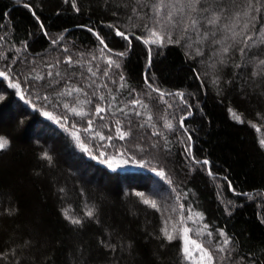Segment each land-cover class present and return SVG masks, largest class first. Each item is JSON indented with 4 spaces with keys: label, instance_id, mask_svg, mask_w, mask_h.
Masks as SVG:
<instances>
[{
    "label": "trees",
    "instance_id": "16d2710c",
    "mask_svg": "<svg viewBox=\"0 0 264 264\" xmlns=\"http://www.w3.org/2000/svg\"><path fill=\"white\" fill-rule=\"evenodd\" d=\"M153 2L0 0V71L8 77H0V135L9 140L0 151V264H192L183 257L181 233L174 231L168 241L161 232L166 221L169 231L179 229L176 221L182 218L196 231L208 225L204 235H189L212 249L222 243L217 230L230 237L226 251L216 253L225 257L218 264H264V150L258 144L264 138V119L258 116L264 115V66L258 64L264 45L258 42L241 53L243 36H237L240 43L225 42L232 45L227 55L216 54L222 45L213 39L227 33L197 43L194 33L182 35L179 29L172 30L179 44L146 45L143 25L151 23ZM205 3L210 10L223 6L229 19L222 23H232L231 13L245 0ZM256 15L258 29L264 9ZM244 22L241 18L237 32ZM117 30L128 39L117 36ZM96 34L111 52L102 51ZM248 34L257 37L255 29ZM69 57L71 65L65 62ZM107 57L120 67L104 76ZM146 77L153 87L183 93L184 99L166 95L161 100ZM69 85L84 90L80 100H92L83 106L89 116L80 118L63 107L77 97L60 94ZM133 99L148 108H132ZM97 104H111L104 120L92 115ZM46 111L56 119L44 116ZM135 111L143 114L135 116ZM148 115L151 123L141 128ZM89 117L93 130L106 136H116L117 119L131 135L93 139L91 131H82ZM166 121L171 130L164 127ZM74 131L89 152L81 150ZM102 144L111 146L98 148ZM44 152L51 161L41 159ZM100 152L114 160L112 167L102 162ZM204 160L208 164L196 163ZM161 168L165 179L153 171ZM137 192L158 208L145 205ZM85 204L95 206V219L84 215ZM189 210L194 223L186 220ZM65 211L79 216L82 225L65 220Z\"/></svg>",
    "mask_w": 264,
    "mask_h": 264
},
{
    "label": "snow or ice",
    "instance_id": "6c2138e0",
    "mask_svg": "<svg viewBox=\"0 0 264 264\" xmlns=\"http://www.w3.org/2000/svg\"><path fill=\"white\" fill-rule=\"evenodd\" d=\"M25 7H28L26 4ZM239 7V6H238ZM264 9V5L261 4V0H245V4L242 9L235 11L231 13V20L232 23H222V21L229 19V14L225 12L224 7L220 6L219 9H209L207 4L205 3V0H154V2L151 4V11L152 16L149 17V20L151 23H145L143 25V30L146 31L147 37L144 39V43L146 45L148 44H157V45H163L166 42H173L179 44L181 40L179 38H174L172 35L173 29H179L183 34L187 33H194L198 39L197 43L200 42L202 39H208L210 37L215 38L217 36V32L227 33L228 35L222 36L220 39H213V43L222 45L216 54H223L227 55L229 52V48L232 46L230 44H226L225 42L228 40H232L234 43H240V41L236 40L237 36H243V44L245 45L244 48H240L241 53H245L246 48H252L256 47L257 43L264 45V18H261V23L259 28L257 29V13H260ZM244 18L245 22L242 26L241 31L237 32L235 29L239 25L240 19ZM255 29L257 31V37H254L252 35H249L248 32L250 30ZM91 31V29H89ZM117 36L123 37L125 40L128 39V36L125 35L124 32L117 30L115 33ZM97 40H99V43L104 46L103 50H108L111 52V49H108L107 44L103 38L99 34H96ZM139 38V37H138ZM192 37L189 36V39ZM2 39V37H0ZM251 41V44L249 42ZM55 43V41H53ZM191 45H189L190 47ZM197 54L199 53V50H197ZM116 56H124L125 53H114ZM95 58V57H94ZM67 64L71 65L74 63V61L71 59V57L68 58L67 61H65ZM105 63L107 67L103 70V75L108 76L109 69L113 68H119L120 64L113 60L111 57L105 58ZM151 63V50L149 51V65ZM220 64L224 63L223 58L219 61ZM258 64L261 66H264V59H260L258 61ZM99 67V66H97ZM237 67H240V65H237ZM88 71L95 76L96 72L92 70L91 67H89ZM254 76L257 75L256 72L252 73ZM48 76H52V73L49 72L47 74ZM57 76H60L61 74L59 72L56 73ZM0 77H3L7 79V75L4 71H0ZM40 76H35L33 79H41ZM71 77L69 76V79ZM120 79L123 80V74H120ZM93 84H95V81H92ZM145 83L148 85V88L151 89L153 92H157L161 100L166 95H176L179 96L181 100L184 99L183 93H165L163 91H160L159 89L153 87L151 83H148L147 77L145 78ZM11 87L16 88L19 90L20 85L17 83H13ZM99 87V86H98ZM104 87H107L106 85ZM123 87V85H122ZM84 90L82 88H78L75 85H69L66 86V91L60 93L61 95H65L68 97H72L73 94H77V97L75 99V102L73 105H69L68 103L63 104V107L68 110L71 114H74L80 118H84L86 116H89V113L84 110L85 104H91V99H85L80 100L79 94L82 93ZM86 95V94H85ZM93 96H96V93H93ZM23 99V96L21 97ZM100 101L105 100V97L103 95H100L97 97ZM2 99V97H0ZM47 99V97H45ZM112 99H115V97H112ZM130 104L132 105V108H135L137 105H140L141 108L147 109L148 105L144 103L143 101L139 99H133L130 101ZM171 107V105H169ZM111 104H109L108 108H105L101 104H97L94 108V112L92 115L95 117H98L100 120H104L105 117L103 113L106 111H110ZM117 111L123 113L125 116L129 115L128 112H125L123 108H118ZM231 115L237 122H242L241 116L238 115L235 111L232 109H229ZM143 113L141 111H135V116H141ZM190 114V113H189ZM44 116L48 117L49 119H56L50 112H44ZM261 119H264V115H260ZM151 115H148L145 122L140 124V127H145L146 124L151 123ZM185 117H181L180 125L181 127L184 126L183 121ZM63 121L67 123V117H63ZM121 121L117 119L113 125L115 128L116 136L113 137V135H104L98 130H93V124L94 121L91 117L87 120V127L82 129L84 132H92L93 133V139L99 138L100 141H111L114 138L125 140L131 135L130 130H125L121 127ZM106 126V125H103ZM73 129L76 128L75 123L71 125ZM164 127L171 130L173 125L171 122L166 121L164 124ZM255 127V125H253ZM257 131H260L259 128H257ZM73 138L81 148V150L85 152H89V148L87 147L86 143L81 142L80 136L74 131L72 133ZM152 135L158 136L160 135L159 132H153ZM190 139V138H189ZM259 146L262 150H264V138L259 139L258 141ZM9 146V140L0 135V151H3ZM111 145H99V147H109ZM155 147V145H153ZM190 150V149H189ZM100 156L103 157V161L108 164L109 167L113 166L114 160L112 158H108L107 154L105 152H100ZM96 158V157H93ZM41 159L51 161V156L44 152L41 154ZM124 163H127V161H124ZM196 163H203L208 164L207 160H204L202 162L196 161ZM155 174L159 176L161 179H165L167 176V173L164 171L163 168L157 170L153 169ZM211 175V172L209 173ZM168 183H171L170 180H168ZM61 192L64 191V189H60ZM136 195L141 198L142 202L145 205H149L150 207L157 209L158 205L155 200H150L148 198H145V194L142 192H137ZM179 199V197L177 198ZM179 208L181 211L184 210V205H179ZM86 211L84 212V215L87 216L89 219H95L96 217V208L95 206H89L88 204H85ZM173 211H176V209H173ZM64 219L67 220L72 225H82L83 221L79 216L75 215H69L67 211L63 213ZM195 217L197 219L201 218L199 214H195ZM187 221L195 222L194 220V214L189 210L188 215L186 217ZM177 224H180L181 227L179 229L174 228L173 231L168 230V221L165 222V227L161 229V232L168 241H172L174 239L173 232L178 231L181 233V239L183 241V257L187 261H191L192 264H218L219 261H222L225 259L224 256H217L216 253H223L226 251L229 243H230V237L226 236L223 230H217L219 233V237L222 238V243L220 240H218L216 243L219 245L218 247H215V249H212L208 246H206L203 242H198L196 239L191 238L189 235L190 232L195 231V234L197 236L204 235L205 230L208 228V225L205 224L204 227L198 231L189 228L188 226H185V219L182 218L178 221H176ZM208 237H212V232L206 233ZM2 255V253H0ZM231 255V253H229ZM255 264V262H253Z\"/></svg>",
    "mask_w": 264,
    "mask_h": 264
},
{
    "label": "water",
    "instance_id": "95a60500",
    "mask_svg": "<svg viewBox=\"0 0 264 264\" xmlns=\"http://www.w3.org/2000/svg\"><path fill=\"white\" fill-rule=\"evenodd\" d=\"M128 36V35H127Z\"/></svg>",
    "mask_w": 264,
    "mask_h": 264
}]
</instances>
